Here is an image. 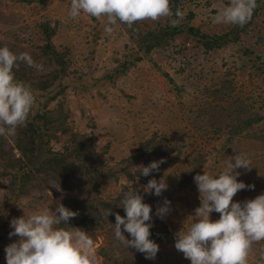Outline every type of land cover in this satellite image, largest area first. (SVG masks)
Instances as JSON below:
<instances>
[{
  "label": "rangeland",
  "instance_id": "374dc122",
  "mask_svg": "<svg viewBox=\"0 0 264 264\" xmlns=\"http://www.w3.org/2000/svg\"><path fill=\"white\" fill-rule=\"evenodd\" d=\"M227 2L182 0L179 7L183 16L179 22H184L191 10L194 15L188 24L200 31L213 35L234 29L229 42L206 49L195 35L184 30L143 54L125 74L110 81L98 78L125 55L131 57L130 50L136 49L140 32L156 29L169 17L145 19L132 26L117 21L113 31L106 33V17L82 14L76 20L70 18V0H0V43L15 45L18 53H29L43 66L42 71L31 68V74H45L51 69L40 56L44 43L40 22L48 20L57 29L54 41L70 53V72L76 70L87 86L68 88L64 106L70 114L69 126L51 137L49 149L71 148L84 138L99 151L109 144L104 159L113 166L134 153L142 141L153 140L152 150L127 170L118 171L98 193L105 200L116 198L120 202L123 193L133 188L151 205L152 219L146 223H151L158 234L150 239L160 245L158 252L163 258L149 259L146 264L189 261L175 249V239L167 237L186 230L195 219L192 215L200 200L193 177L202 174L203 168L215 173L231 156L243 154L250 165L236 169L240 173L237 179L254 187L239 190L233 201L243 202L264 193V0H258L257 11L243 26L213 22L216 11ZM257 116L260 120L246 126ZM15 136L3 137L2 147L16 157L19 152ZM153 161L163 162L148 176L140 175L136 167ZM9 176L0 177V264H5V246L18 239L8 233L11 219L23 215L22 208L26 212L45 207L55 210L57 202L64 205L67 198L90 196L89 190L93 189L74 175L65 184L53 182L45 189L33 187L6 203ZM152 178L163 179L167 188L162 193L171 196L170 211L164 218L156 215V209L165 198L143 192V185ZM105 209L107 228L83 229L94 241L96 264H121L122 249L136 264H145L146 259L141 256L144 254L128 249L114 238L113 211L108 213L115 209L112 205ZM211 218L218 219L219 213H211ZM59 227L65 228L62 224ZM105 245L110 246L106 254H101L99 249ZM262 246L264 241L252 244L248 264H264L259 255ZM124 264H129L126 258Z\"/></svg>",
  "mask_w": 264,
  "mask_h": 264
},
{
  "label": "clouds",
  "instance_id": "9594fccd",
  "mask_svg": "<svg viewBox=\"0 0 264 264\" xmlns=\"http://www.w3.org/2000/svg\"><path fill=\"white\" fill-rule=\"evenodd\" d=\"M170 0H70L68 16L73 20L82 14L106 17L104 31L111 33L117 21L132 26L134 22L161 17H174L169 24L175 27L182 18L179 8L173 12ZM257 7V0H228L216 11L214 23L245 25ZM23 62L42 71L27 52H12L0 46V137H11L23 126L34 106L33 92L26 83L15 79L13 69ZM163 161H153L136 168L142 176L158 170ZM250 161L243 154H235L215 173L203 168L193 181L199 193L200 205L195 208V219L186 230L175 233L174 247L190 264H248L249 251L254 242L264 241V193L243 202L233 201L235 194L246 187L237 177L236 169L249 168ZM2 182V181H0ZM167 185L163 179H149L143 185L144 193L160 196ZM118 207L125 215L116 213L112 224L113 236L128 249L134 248L146 259H154L159 245L150 239L152 207L143 200L137 189L125 191ZM21 208V207H20ZM10 221L9 237L17 240L4 248L5 264H96L95 245L90 234L83 229L59 227L68 224L76 212L57 202L55 210L47 207L26 212ZM170 211L165 199L156 209L164 218ZM111 211H109L108 215ZM219 213L213 220L211 213ZM123 229V230H122ZM128 234L126 238L125 234ZM264 260V246L259 252Z\"/></svg>",
  "mask_w": 264,
  "mask_h": 264
},
{
  "label": "trees",
  "instance_id": "16d2710c",
  "mask_svg": "<svg viewBox=\"0 0 264 264\" xmlns=\"http://www.w3.org/2000/svg\"><path fill=\"white\" fill-rule=\"evenodd\" d=\"M27 1L31 2L32 0ZM181 1L170 0V9L173 12L176 8L181 9L179 7ZM256 11L257 7L253 10V13ZM193 15L194 13L190 10L187 13V17H184V22H179L175 27L169 24V20L174 17H169L163 25L156 27V29L140 32L136 49L133 52L130 50L129 56L131 57L125 55L123 60H120L116 66L105 72L98 80L108 79L114 81L118 76L125 74L135 64V60L141 59L143 54L164 45L169 38L184 30L195 35L206 49L220 47L230 41V36L234 29L225 33L210 35L208 32L200 31L199 28L188 24L192 20ZM40 26L44 33V43L40 46V56L44 58V61L48 63L51 69L48 73L34 75L31 74V67H28L23 62H20L13 69L15 79L30 86L35 103L23 126H19L16 129L14 140L19 152L18 156H13L11 150H5L2 147L3 137H0V166L3 168L2 170L0 169V177L1 175L10 174L9 194L5 195V200L6 203H11V200H15L22 193L33 187L45 189L46 187H51L53 182L65 184L69 182L71 176L76 175L78 180L83 181L84 185L93 186V189L89 190L90 196L67 198L65 200L66 203L64 205L76 212L77 215L71 217L68 224H61L65 228H71L72 226L80 229H87L93 226L98 229L107 228L108 226L104 225L106 218L105 208L111 205L114 207L115 210L110 209L111 212L113 211V219L116 213L122 215L124 211L123 208L122 210L119 209V202L116 198L103 199L98 194L99 188L107 180L116 177L115 174L118 171L127 170L128 166L144 156L146 152L152 150L150 147L153 140L142 141L134 153L123 157L113 166H110L104 159V154L108 150L109 144L102 146L99 151L93 146L94 143H89L84 138L82 142L74 144L71 148H65L61 151L49 149L48 142L52 140L51 137L58 131H65L69 126L67 119L70 114L66 111L67 107L64 106L68 88L83 89L87 86L76 70L74 73L70 72L71 57L69 51L67 49L62 50L54 41V35L57 31L56 26L48 20L41 21ZM3 45H6L12 52L18 53L15 45L9 47L4 42H1L0 46ZM260 118V116H257L256 119H251L247 125L246 121L243 120L242 126H249L260 120ZM157 150L153 149V151ZM128 173L131 178L135 179L129 171ZM41 181L42 183H40ZM92 191L95 193L91 196ZM161 194L160 197L162 199L170 200L168 199L171 197L170 195ZM153 228L150 229V237L156 238L158 234L154 233ZM166 236H163V238L166 239ZM167 239L174 240L175 236L170 235ZM109 246L101 247L99 252L106 254L105 251ZM141 256L145 258L144 255ZM119 257L121 258V264H124V258L129 264L137 263L135 259H131L132 257L125 254L124 249L121 250ZM156 258H163V255L157 252L154 259ZM148 261L149 259H146L144 263L146 264Z\"/></svg>",
  "mask_w": 264,
  "mask_h": 264
},
{
  "label": "built area",
  "instance_id": "2783aa9c",
  "mask_svg": "<svg viewBox=\"0 0 264 264\" xmlns=\"http://www.w3.org/2000/svg\"><path fill=\"white\" fill-rule=\"evenodd\" d=\"M186 264H190V261H188Z\"/></svg>",
  "mask_w": 264,
  "mask_h": 264
}]
</instances>
